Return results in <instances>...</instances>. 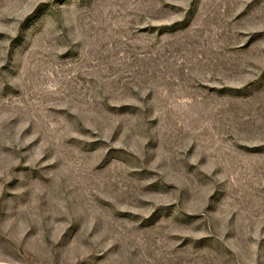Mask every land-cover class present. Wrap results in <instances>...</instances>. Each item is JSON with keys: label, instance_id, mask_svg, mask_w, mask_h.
Masks as SVG:
<instances>
[{"label": "rangeland", "instance_id": "1", "mask_svg": "<svg viewBox=\"0 0 264 264\" xmlns=\"http://www.w3.org/2000/svg\"><path fill=\"white\" fill-rule=\"evenodd\" d=\"M0 264H264V0H0Z\"/></svg>", "mask_w": 264, "mask_h": 264}]
</instances>
